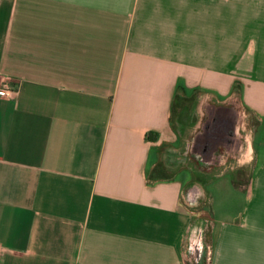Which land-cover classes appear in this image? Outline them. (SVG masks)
Listing matches in <instances>:
<instances>
[{
  "label": "crops",
  "instance_id": "obj_1",
  "mask_svg": "<svg viewBox=\"0 0 264 264\" xmlns=\"http://www.w3.org/2000/svg\"><path fill=\"white\" fill-rule=\"evenodd\" d=\"M4 78L0 264H264V0H0Z\"/></svg>",
  "mask_w": 264,
  "mask_h": 264
},
{
  "label": "rangeland",
  "instance_id": "obj_2",
  "mask_svg": "<svg viewBox=\"0 0 264 264\" xmlns=\"http://www.w3.org/2000/svg\"><path fill=\"white\" fill-rule=\"evenodd\" d=\"M179 93H180V90H179ZM178 97H179V95L173 99V106L178 103L177 102ZM187 103H190V102L187 101ZM179 108H180V106H179ZM214 110L215 111L212 110L211 112L214 115L215 120H220L221 122L220 121L219 122L224 127L226 125H228L227 130H230V132H231L232 125H233V113L222 112L223 114L221 116H218L217 113L220 114L221 109L218 108V109H214ZM244 124H245V127L248 130V132H249V129L251 132L249 135L250 139H251V145H252L251 149H250V154H251V156H253V158L250 160V162L248 164L239 163L237 165H220L218 167L212 168V170H209L211 177H212V180H214V179L215 180L207 183V186H206V184H204L203 185V187H204L203 191H204V194L206 196H208L207 193H211L212 199L215 198L213 205H219L221 207V205H223L222 203H224V201H225L223 199H226L228 196H230L231 199H227V200H231L234 203H238L241 200V197L244 193V189L247 185L248 177L251 174V171L254 167L253 163H254V158H255V155H254L255 151H256L257 155H262L264 153L263 140L261 137L259 138V137H257V135H254V133H253L254 132L253 131L254 121H252L250 116L244 121ZM222 137H223V139L227 138V136H222ZM193 140L194 139L192 138L191 143H190V147L193 146V143H192ZM256 143H257L258 147H257V150H254V148H256ZM252 147H253V150H252ZM201 174L204 178L205 172L200 173V177H201ZM232 174H234V176ZM232 177L234 179L230 180V178H232ZM234 185H236V186L238 185L240 188L234 189L233 188ZM218 199L222 200L221 203H219ZM192 204L193 205L191 208L195 209V215L196 216L200 215V216L206 217L208 215L206 212V209L205 208L203 209V207L207 205L205 199H201L197 204H194V203H192Z\"/></svg>",
  "mask_w": 264,
  "mask_h": 264
},
{
  "label": "built area",
  "instance_id": "obj_3",
  "mask_svg": "<svg viewBox=\"0 0 264 264\" xmlns=\"http://www.w3.org/2000/svg\"><path fill=\"white\" fill-rule=\"evenodd\" d=\"M15 94V87L12 86L6 78L0 81V95L13 96Z\"/></svg>",
  "mask_w": 264,
  "mask_h": 264
},
{
  "label": "trees",
  "instance_id": "obj_4",
  "mask_svg": "<svg viewBox=\"0 0 264 264\" xmlns=\"http://www.w3.org/2000/svg\"><path fill=\"white\" fill-rule=\"evenodd\" d=\"M181 88V89H185V86L182 84L181 81H178L176 84V89Z\"/></svg>",
  "mask_w": 264,
  "mask_h": 264
},
{
  "label": "flooded vegetation",
  "instance_id": "obj_5",
  "mask_svg": "<svg viewBox=\"0 0 264 264\" xmlns=\"http://www.w3.org/2000/svg\"><path fill=\"white\" fill-rule=\"evenodd\" d=\"M191 189H193V190L196 189L197 191H199V189H198L196 186H192V187L189 188V190H191ZM188 193H189V192H188Z\"/></svg>",
  "mask_w": 264,
  "mask_h": 264
},
{
  "label": "water",
  "instance_id": "obj_6",
  "mask_svg": "<svg viewBox=\"0 0 264 264\" xmlns=\"http://www.w3.org/2000/svg\"><path fill=\"white\" fill-rule=\"evenodd\" d=\"M232 113V112H231ZM204 125V124H203Z\"/></svg>",
  "mask_w": 264,
  "mask_h": 264
}]
</instances>
